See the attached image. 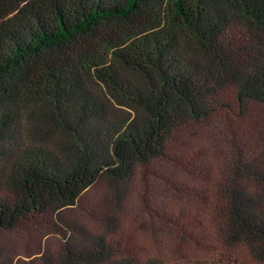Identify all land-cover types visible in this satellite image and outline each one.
I'll list each match as a JSON object with an SVG mask.
<instances>
[{
  "label": "trees",
  "instance_id": "trees-1",
  "mask_svg": "<svg viewBox=\"0 0 264 264\" xmlns=\"http://www.w3.org/2000/svg\"><path fill=\"white\" fill-rule=\"evenodd\" d=\"M0 264H264V0H0Z\"/></svg>",
  "mask_w": 264,
  "mask_h": 264
},
{
  "label": "rangeland",
  "instance_id": "rangeland-1",
  "mask_svg": "<svg viewBox=\"0 0 264 264\" xmlns=\"http://www.w3.org/2000/svg\"><path fill=\"white\" fill-rule=\"evenodd\" d=\"M132 208L131 207H129V209H128V211H130ZM14 235H10V236H8L7 238L9 239V242L12 244V245H14V246H16V247H14L12 250H14V253L15 254H18V255H20L21 257H24L25 256V253L26 252H31V251H33V249H34V246H33V244L32 243H26L24 240L22 241V237L20 236V235H18L17 233H13ZM25 243L26 244V248L24 249L23 248V243Z\"/></svg>",
  "mask_w": 264,
  "mask_h": 264
}]
</instances>
